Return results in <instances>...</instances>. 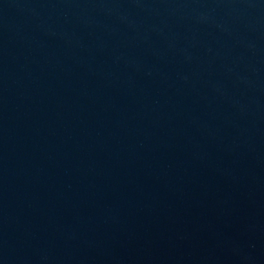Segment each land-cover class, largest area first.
Masks as SVG:
<instances>
[{"label": "water", "instance_id": "water-1", "mask_svg": "<svg viewBox=\"0 0 264 264\" xmlns=\"http://www.w3.org/2000/svg\"><path fill=\"white\" fill-rule=\"evenodd\" d=\"M0 264H264V0H0Z\"/></svg>", "mask_w": 264, "mask_h": 264}]
</instances>
